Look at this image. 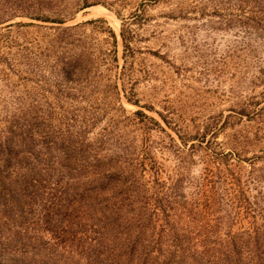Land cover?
I'll return each instance as SVG.
<instances>
[{
	"label": "rangeland",
	"instance_id": "1",
	"mask_svg": "<svg viewBox=\"0 0 264 264\" xmlns=\"http://www.w3.org/2000/svg\"><path fill=\"white\" fill-rule=\"evenodd\" d=\"M0 264H264V0H0Z\"/></svg>",
	"mask_w": 264,
	"mask_h": 264
}]
</instances>
